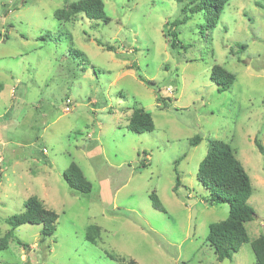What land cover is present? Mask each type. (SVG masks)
<instances>
[{
	"label": "rangeland",
	"instance_id": "rangeland-1",
	"mask_svg": "<svg viewBox=\"0 0 264 264\" xmlns=\"http://www.w3.org/2000/svg\"><path fill=\"white\" fill-rule=\"evenodd\" d=\"M75 1L0 0V238L32 195L59 214L51 235L42 224L16 227L0 264H256L251 242L264 235V154L255 143L257 136L264 144V0H229L215 28L202 13L184 12L194 0H104L109 22L56 17ZM186 13L173 48L169 23ZM215 64L236 74L231 87L213 81ZM139 107L152 113L154 130L129 129ZM211 138L231 143L253 185L249 242L229 261L207 240L229 204H208L197 175ZM73 161L90 192L63 178ZM153 191L167 212L153 206ZM90 225L100 227L96 242L87 239Z\"/></svg>",
	"mask_w": 264,
	"mask_h": 264
},
{
	"label": "trees",
	"instance_id": "trees-1",
	"mask_svg": "<svg viewBox=\"0 0 264 264\" xmlns=\"http://www.w3.org/2000/svg\"><path fill=\"white\" fill-rule=\"evenodd\" d=\"M229 0H194L192 5H186L184 12L202 13L206 19V26L215 28L220 19L225 5ZM77 13H84L91 19H102L106 22L111 20L105 9L104 0H78L73 2L69 8H61L56 11V17L60 20L69 19ZM191 15V16H192ZM186 13L182 19H176L170 24L169 32L165 36L169 37L171 47L175 48L181 44L178 36L177 26L185 23L190 17ZM208 29V28H207ZM107 50H113L114 46L105 44L97 40ZM78 53H81L78 51ZM211 77L221 88L227 89L235 82L237 76L235 73L227 70L220 64H215L212 68ZM3 85L1 84L0 90ZM160 100V96L157 97ZM155 128L152 113L144 107L135 108L129 118V129L136 132L152 131ZM202 136L195 135L191 142L197 144ZM255 143L258 149L264 154V144L258 137H255ZM177 176L174 190L178 191L181 185V178L175 168ZM198 178L201 183L208 188L209 194L205 197L208 204H229V214L226 218L210 224V230L207 240L218 259L232 257L233 253L239 251L243 243L249 242V234L246 223L256 216L255 208L249 203V198L253 194V185L251 177L238 159L235 149L231 143L217 138L209 139V148L199 163ZM63 178L73 188L90 192L93 188L92 182L85 176L83 169L78 163L73 161L64 171ZM152 204L155 208L167 212L156 191L150 194ZM26 209L22 213L13 215L7 220L12 228L0 238V250L7 248L9 240L14 233V229L25 223L42 224V234L51 235L56 229V221L59 214L45 206L43 200L37 196H30L25 202ZM87 239L96 242L100 236V227L90 225L87 229ZM19 242H21L19 240ZM256 256V264H264V235H260L251 242ZM116 259L114 255H110ZM121 264H139L133 259L120 257Z\"/></svg>",
	"mask_w": 264,
	"mask_h": 264
},
{
	"label": "water",
	"instance_id": "water-1",
	"mask_svg": "<svg viewBox=\"0 0 264 264\" xmlns=\"http://www.w3.org/2000/svg\"><path fill=\"white\" fill-rule=\"evenodd\" d=\"M196 215L197 211L196 208H194V211L192 213V218H191V229H190V234L193 235L195 231V220H196ZM226 261H229V257H225Z\"/></svg>",
	"mask_w": 264,
	"mask_h": 264
},
{
	"label": "built area",
	"instance_id": "built-area-1",
	"mask_svg": "<svg viewBox=\"0 0 264 264\" xmlns=\"http://www.w3.org/2000/svg\"><path fill=\"white\" fill-rule=\"evenodd\" d=\"M68 103H70V100L68 99ZM68 109L70 108V107H67Z\"/></svg>",
	"mask_w": 264,
	"mask_h": 264
}]
</instances>
